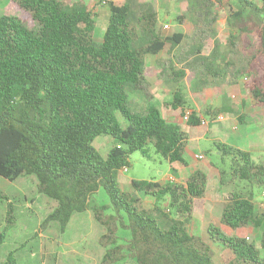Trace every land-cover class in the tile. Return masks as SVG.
Segmentation results:
<instances>
[{
    "label": "trees",
    "instance_id": "16d2710c",
    "mask_svg": "<svg viewBox=\"0 0 264 264\" xmlns=\"http://www.w3.org/2000/svg\"><path fill=\"white\" fill-rule=\"evenodd\" d=\"M11 1L22 15H0V177H36L38 191L56 201L42 225L58 221L64 232L74 213L87 211L93 194L104 187L110 204L93 207L105 227L101 264L129 256L137 264H216L213 244L232 252L226 264H264V213L252 193L232 194L203 238L189 229L195 199L207 192L203 170L194 169L184 184L133 179L129 191L119 185L117 173L129 167L130 154L139 150L147 155L149 145L170 164L187 163L188 132L168 122L157 105L134 112L128 92L145 85L146 56L175 47L184 34L160 31L159 14L149 4L136 13L132 0L110 1L107 28L98 43L94 13L83 1ZM215 1L229 3L228 21L236 30L229 51L243 53L234 77L247 76L246 89L256 105L264 106V0ZM165 104L183 110L181 92ZM188 122L200 123L195 111ZM102 134L114 138L107 156L94 145ZM217 145L221 156L232 160V177L264 186V163L255 161L251 151ZM226 175L221 170V182ZM139 193L154 198V206L143 207ZM166 197L167 208L162 205ZM111 207L114 213L105 214ZM12 220L9 206L7 223ZM222 224L258 227L261 249L247 238L227 235ZM121 229L131 234L125 244L119 242ZM5 236L0 230V246ZM14 260L12 251L7 264Z\"/></svg>",
    "mask_w": 264,
    "mask_h": 264
},
{
    "label": "rangeland",
    "instance_id": "374dc122",
    "mask_svg": "<svg viewBox=\"0 0 264 264\" xmlns=\"http://www.w3.org/2000/svg\"><path fill=\"white\" fill-rule=\"evenodd\" d=\"M110 1L119 5L125 2V0L97 1V5H102L104 8L101 13L93 12L97 24L95 41L98 43L103 41L107 28L109 18L106 13ZM147 4L151 5L159 14L158 29L160 31L167 35L180 32L184 34V38L175 47L167 48L163 52V57L148 55L145 85L139 89L130 88L128 90L130 108L134 112H145L150 105H158L165 115L172 114L175 112L174 109L166 106L165 103L168 100H173L175 94L181 92L185 109L179 110L177 113L179 117L177 124L183 127L187 124V120L184 119L185 110L191 108L195 98L201 102L205 101L206 96L209 95V97L213 96L212 100L215 101L216 98L220 99L222 96V105L219 109L213 108V105H207L205 110L200 113L203 115L209 110L214 115L223 113L225 118H228L225 122H211L206 127L198 128L199 135L211 136V139L202 144L203 150L200 154L204 155V159L196 158L195 164L199 167H206V164H210L214 167V171L208 183L206 198L196 200V213L201 215L204 210H211L216 216L220 215L225 202L232 194L247 196L252 193L254 201L261 202L264 186L258 187L232 177L230 175L232 171L231 158L221 156L217 149L219 143L228 144L227 137L230 133L248 130L250 138L253 140L254 147L252 146L251 150L253 158L257 162L264 163V106L256 105L250 92L246 89L245 83L249 80L247 76L234 77L236 69L243 63L239 62V59L242 60L243 53L233 54L229 51V38L236 31L232 29L228 21L229 3L224 1L223 4H219L215 0H132V8L136 13L147 8ZM4 14L22 15L11 0H0V15ZM166 25L169 26L165 27ZM179 71H184V74L178 75ZM206 71L210 74H204ZM154 74H157V78ZM202 81L208 83L202 84ZM225 88L231 89L232 92L221 95V91ZM235 125L236 129L233 128ZM242 125L247 126L242 127ZM185 128L187 129L186 126ZM113 144L114 138L105 134L94 140L95 147L103 156H107ZM147 148V155L139 150L130 154V165L127 170L118 171V182L123 190L131 189L133 179L151 181L159 179L171 171V164L156 153L152 145ZM214 150L217 153H214ZM221 170L227 171L224 182H221ZM161 172L163 175L160 174ZM0 192L5 196H0V229L6 231L0 249V263L6 261L8 254L14 251V259L18 260L19 264H31L28 254L35 247L36 250L39 248L41 238L38 237V234L40 232L54 239L53 247L57 251L54 255L59 259V262L63 261V264H65V260L68 262L73 260L77 264H94L97 252L101 248L105 249L100 244L105 227L95 219L93 212L95 206L110 204V198L104 187L93 194L90 199L91 207L87 211L74 213L75 216L81 214L86 218L94 216L95 221L88 220L86 223V227H89L85 229L86 235L84 230L80 231L79 235V231L70 228L72 225L62 232L58 221L42 225L44 219L55 207L52 208L56 201L38 191L37 179L33 175L23 174L14 181L0 177ZM139 194L143 207L154 206V198L147 197L144 193ZM213 195L220 196V199H217L215 203L209 201V197ZM168 202V197H166L162 201V205L167 208ZM9 206L13 208L12 223H7ZM113 213L112 207L105 210L107 215ZM37 230V234L33 236ZM119 236V242L125 244L131 234L129 231L121 229ZM43 240L45 241L46 237ZM249 240L261 249L260 240L257 237L253 238L252 236ZM73 248L77 251L75 252ZM213 249L216 263L226 264L231 253L219 244H213ZM261 251L263 255L264 251L262 249ZM87 252H92V256L90 257ZM36 260L33 263H42L39 258ZM54 263V261H49V264ZM98 264H101V260ZM114 264L137 263L135 258L129 256Z\"/></svg>",
    "mask_w": 264,
    "mask_h": 264
},
{
    "label": "crops",
    "instance_id": "0c3cea01",
    "mask_svg": "<svg viewBox=\"0 0 264 264\" xmlns=\"http://www.w3.org/2000/svg\"><path fill=\"white\" fill-rule=\"evenodd\" d=\"M64 1L68 2V3H72V2H76V1H83L89 7V9H91L93 12L96 11L97 13H101V11L104 10V8H102V5H97L98 0H64ZM93 9H95V10H93ZM106 14L108 15V18H109V15H110L109 9H108ZM165 50L166 49L160 51L158 54H155V55H157L159 57H163L164 56L163 52ZM149 55H151V54H149ZM147 57H148V55L146 56V66H147ZM146 69H147V67H146ZM146 76H147V74H146ZM154 76H155V78H157V74H154ZM155 91H157V90H155ZM229 92H232V90L229 88H225L223 91H221V95H223L224 93L228 94ZM246 92H247V90H246ZM160 93H162V91H160ZM206 97H207L206 100L205 101L203 100L201 102H200V100L195 98L191 104V108H186L185 113L187 111H190L191 113L193 111H195L198 114L200 121L202 118L207 119L208 124L206 126H208L211 122H214V123L221 122V121L216 120V116L219 114L214 115L209 110L207 111V109H206L207 112L205 114L201 115L200 113L205 110L207 105H213V108L219 109V107H221V105H222L221 104L222 96H220V99L216 98L215 101L212 100L213 96L209 97V95H207ZM184 109H185V107H184ZM179 110L181 111L182 109L181 108L174 109L175 112H173L172 114L169 113L168 115H165V113L162 110H161V113H162L163 117L168 122L177 124V121L179 119L177 113L179 112ZM220 114L224 115L223 113H220ZM227 118L228 117H226L222 121L225 122L227 120ZM185 126L187 127V129L185 128ZM206 126H203L200 123H199V125L191 126L189 124V122L187 121V124L182 127V129L185 130L186 132H188V135H189V141H188V145H187L186 152H185V158H186L187 163L182 164V163L175 162V163L171 164V171L167 174H164V175L161 172L160 174L163 176L159 179H155V181H159L161 183L175 182V183L184 184V183H186V181L188 180L190 174L192 173V171L194 169H201L207 174L208 183H209V181L211 179V175L214 171V167L211 166L210 164H206V167H199L195 164V162H197L196 161V158H197L196 155L200 154L203 150V148L201 147L202 144L204 142H208L211 139V136L199 135L200 132H199L198 128L206 127ZM235 126L233 128H235ZM244 126H247V125H242V127H244ZM239 127H240V125H239ZM249 133L250 132H248V130H244L242 132H237V133L232 132L227 137V143L230 145H233L235 147L241 148L243 150L251 151L254 146H253V140H252V138H250ZM222 135L225 136V134H222ZM214 153H217V151L214 150ZM206 163H209V162H206ZM207 190H208V186H207ZM217 199H220L219 195H213V196L209 197V201L211 203H215L217 201ZM196 200L197 199H195L194 214H193V218L191 220V223L189 224V229H190V232L192 234L199 235L203 238H206L208 236L207 229H208L209 224L210 223H217L218 220L220 219L222 213L220 215L216 216L215 214H213V212L211 210H204L201 215H198L196 213ZM26 201H27V198H26ZM91 217L92 218H86L85 216H82L81 214L78 216L73 215L71 220L69 221V224L67 227L69 228L70 225H72L70 228L79 231V235L84 230V234L86 235L85 229L89 228V227H86L87 221L88 220L95 221L94 216L91 215ZM221 229L223 230L224 233H226L229 236H240V237H244V238L249 237L250 239L253 236V238L257 237L259 240L261 239V230L258 227H254L252 225L233 229L227 225L222 224ZM0 230H2V229H0ZM37 232H38V230L33 234V236L36 235ZM118 235H119V232H118ZM38 237L41 238L40 246L37 250H36V247L33 250H30V252L28 254L29 259L32 262V263L31 262L30 263L36 264L37 263L36 259L39 258L40 260H42V263H40V264H49V261L50 262L54 261L55 262L54 264H58V263L63 264V261L59 262V259L57 257H55V255H54L57 252L56 249H54V247H53V244H55L54 239H52L51 237L45 236L43 232H40L38 234ZM44 237H46L45 241L43 240ZM75 245H76V243H75ZM0 249H1V246H0ZM73 249L75 252L77 251L75 248H73ZM223 249H226V248H223ZM105 250L106 249L101 248L99 250V252H97L98 255L96 254V259H95L94 264H98V262H100V260L102 261ZM226 250H228L231 253L230 258H232L233 257L232 252L229 249H226ZM9 254H8V257H6L7 258L6 261H3L0 264H7ZM87 254H89L91 257L93 253L87 252ZM53 258H55V259H53ZM35 260H36V263H33ZM14 262L15 263H13V264H19V261L16 259L14 260ZM64 263L65 264H77L73 260H69V262L65 260Z\"/></svg>",
    "mask_w": 264,
    "mask_h": 264
},
{
    "label": "built area",
    "instance_id": "2783aa9c",
    "mask_svg": "<svg viewBox=\"0 0 264 264\" xmlns=\"http://www.w3.org/2000/svg\"><path fill=\"white\" fill-rule=\"evenodd\" d=\"M165 27H168V25H166ZM190 116H191V112L190 111H187L186 114L184 115V119H186L187 121H189L190 119ZM225 119V116L222 115V114H219L216 116V120L217 121H222ZM200 124L203 125V126H206L208 124V121L207 119L205 118H202L201 121H200ZM235 128H237V126H235ZM197 158L199 159H204V155L203 154H198L196 155ZM128 167H124L122 170L123 171H126ZM255 205H256V208L258 210H260L261 212L264 213V193L262 194V200L261 202H255ZM247 239H250L249 237H246Z\"/></svg>",
    "mask_w": 264,
    "mask_h": 264
}]
</instances>
